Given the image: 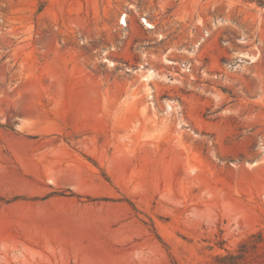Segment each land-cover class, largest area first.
Returning a JSON list of instances; mask_svg holds the SVG:
<instances>
[{
	"label": "rangeland",
	"instance_id": "1",
	"mask_svg": "<svg viewBox=\"0 0 264 264\" xmlns=\"http://www.w3.org/2000/svg\"><path fill=\"white\" fill-rule=\"evenodd\" d=\"M229 255L264 264V0H0V264Z\"/></svg>",
	"mask_w": 264,
	"mask_h": 264
},
{
	"label": "trees",
	"instance_id": "2",
	"mask_svg": "<svg viewBox=\"0 0 264 264\" xmlns=\"http://www.w3.org/2000/svg\"><path fill=\"white\" fill-rule=\"evenodd\" d=\"M238 258L236 257H233L232 255H229V256H225V257H218L217 260L221 263H226L229 262L228 264H237V263H234L235 260H237Z\"/></svg>",
	"mask_w": 264,
	"mask_h": 264
},
{
	"label": "built area",
	"instance_id": "3",
	"mask_svg": "<svg viewBox=\"0 0 264 264\" xmlns=\"http://www.w3.org/2000/svg\"><path fill=\"white\" fill-rule=\"evenodd\" d=\"M126 18H127L126 14H124V13L120 14V17H119V20H118V24H119V27L122 28V29L127 27Z\"/></svg>",
	"mask_w": 264,
	"mask_h": 264
},
{
	"label": "bare ground",
	"instance_id": "4",
	"mask_svg": "<svg viewBox=\"0 0 264 264\" xmlns=\"http://www.w3.org/2000/svg\"><path fill=\"white\" fill-rule=\"evenodd\" d=\"M147 23H148V21L147 20H145ZM145 21H143V23H144V26H148V25H146V23H145ZM148 24H150V23H148ZM152 25V24H151ZM151 77V75L150 76H148V78H150ZM147 78V79H148Z\"/></svg>",
	"mask_w": 264,
	"mask_h": 264
}]
</instances>
